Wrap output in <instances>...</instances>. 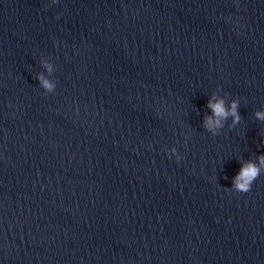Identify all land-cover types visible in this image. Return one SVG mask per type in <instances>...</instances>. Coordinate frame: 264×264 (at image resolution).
Listing matches in <instances>:
<instances>
[{"label":"water","instance_id":"water-1","mask_svg":"<svg viewBox=\"0 0 264 264\" xmlns=\"http://www.w3.org/2000/svg\"><path fill=\"white\" fill-rule=\"evenodd\" d=\"M256 109L264 0H0V264H264Z\"/></svg>","mask_w":264,"mask_h":264},{"label":"clouds","instance_id":"clouds-1","mask_svg":"<svg viewBox=\"0 0 264 264\" xmlns=\"http://www.w3.org/2000/svg\"><path fill=\"white\" fill-rule=\"evenodd\" d=\"M52 4L58 2V0H50ZM59 15V14H58ZM41 64L43 65L45 72L36 73V80L39 86L45 93L53 92L56 88V81L51 78V74L54 70L51 60L42 57ZM47 73V74H46ZM228 93L221 94L219 90L211 92L208 95L204 107L209 111L205 112L201 125L209 133L217 135L222 128L225 127L226 122L229 128L236 125L240 119V113L238 111L240 106V100L238 98H227ZM253 115L257 120L264 121V109H256ZM229 117L231 118L229 122ZM260 143L264 144V133L260 134ZM171 153L177 160L181 158L177 152L175 145L166 150ZM239 169L231 177V189L238 192H247L250 190L253 181L264 172V152L256 154L255 158H240Z\"/></svg>","mask_w":264,"mask_h":264}]
</instances>
